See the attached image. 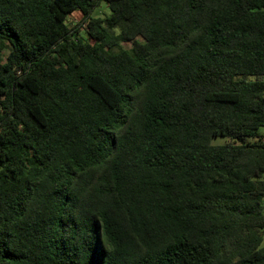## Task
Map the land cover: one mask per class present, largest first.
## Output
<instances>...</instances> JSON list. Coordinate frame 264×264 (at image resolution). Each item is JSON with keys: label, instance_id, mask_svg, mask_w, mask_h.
<instances>
[{"label": "trees", "instance_id": "trees-1", "mask_svg": "<svg viewBox=\"0 0 264 264\" xmlns=\"http://www.w3.org/2000/svg\"><path fill=\"white\" fill-rule=\"evenodd\" d=\"M261 128L264 0H0V264H264Z\"/></svg>", "mask_w": 264, "mask_h": 264}, {"label": "rangeland", "instance_id": "rangeland-1", "mask_svg": "<svg viewBox=\"0 0 264 264\" xmlns=\"http://www.w3.org/2000/svg\"><path fill=\"white\" fill-rule=\"evenodd\" d=\"M104 5V3L101 4V6ZM105 13L108 14V9L105 8ZM94 15L96 14V10L93 13ZM69 26L71 25H76L81 23V14H79L78 12L73 13L72 15L69 16V20H68ZM260 134H264V128H261L259 130ZM226 142L225 138L222 137H217V138H213L212 139V144H224ZM264 179V174H263V178Z\"/></svg>", "mask_w": 264, "mask_h": 264}, {"label": "crops", "instance_id": "crops-1", "mask_svg": "<svg viewBox=\"0 0 264 264\" xmlns=\"http://www.w3.org/2000/svg\"><path fill=\"white\" fill-rule=\"evenodd\" d=\"M262 245L264 246V234H263V238H262Z\"/></svg>", "mask_w": 264, "mask_h": 264}]
</instances>
